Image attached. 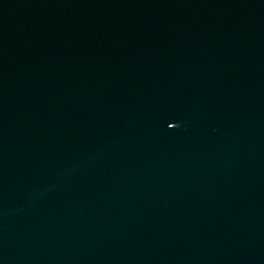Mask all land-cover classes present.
Here are the masks:
<instances>
[{"label": "water", "instance_id": "obj_1", "mask_svg": "<svg viewBox=\"0 0 264 264\" xmlns=\"http://www.w3.org/2000/svg\"><path fill=\"white\" fill-rule=\"evenodd\" d=\"M0 264H264V0H0Z\"/></svg>", "mask_w": 264, "mask_h": 264}]
</instances>
